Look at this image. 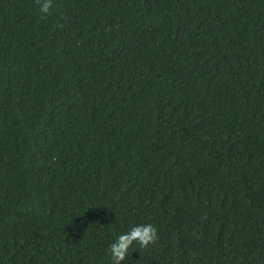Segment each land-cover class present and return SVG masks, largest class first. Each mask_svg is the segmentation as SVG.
I'll return each mask as SVG.
<instances>
[{"label": "trees", "instance_id": "trees-1", "mask_svg": "<svg viewBox=\"0 0 264 264\" xmlns=\"http://www.w3.org/2000/svg\"><path fill=\"white\" fill-rule=\"evenodd\" d=\"M54 4L0 0V264H264V0Z\"/></svg>", "mask_w": 264, "mask_h": 264}, {"label": "clouds", "instance_id": "clouds-1", "mask_svg": "<svg viewBox=\"0 0 264 264\" xmlns=\"http://www.w3.org/2000/svg\"><path fill=\"white\" fill-rule=\"evenodd\" d=\"M39 6L41 18H45L52 13L55 7L54 0H35ZM63 27V25H58ZM158 239L157 229L152 224H139L130 229L129 232L118 236L116 241L109 247L112 264H121L129 257V249L135 244L139 245V249H147L150 245H154Z\"/></svg>", "mask_w": 264, "mask_h": 264}]
</instances>
